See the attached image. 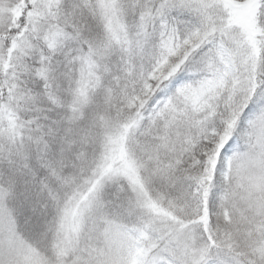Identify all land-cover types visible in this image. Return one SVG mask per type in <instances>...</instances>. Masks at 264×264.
<instances>
[{"label": "snow or ice", "instance_id": "1", "mask_svg": "<svg viewBox=\"0 0 264 264\" xmlns=\"http://www.w3.org/2000/svg\"><path fill=\"white\" fill-rule=\"evenodd\" d=\"M0 264H264V0H0Z\"/></svg>", "mask_w": 264, "mask_h": 264}]
</instances>
